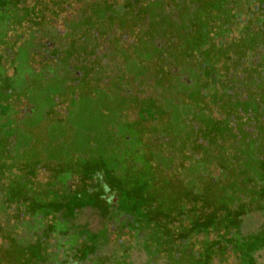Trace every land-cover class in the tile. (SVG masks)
<instances>
[{
	"label": "rangeland",
	"instance_id": "1",
	"mask_svg": "<svg viewBox=\"0 0 264 264\" xmlns=\"http://www.w3.org/2000/svg\"><path fill=\"white\" fill-rule=\"evenodd\" d=\"M256 2L243 21L230 10L232 31L214 34L221 4L241 5L160 0L171 30L155 44L187 38L185 60L174 64L187 69L179 77L191 84L189 99L161 60L141 62L153 72L143 79L130 73L143 32L157 31L143 20L158 15L140 0H0V22L24 4L48 20L59 12L49 20L54 48L34 54L52 72L36 104L35 87L16 81L29 40L13 27L0 35V264H32L35 249L44 261L43 249L67 234L75 237L64 244L67 264H264V47L251 48L263 43L264 21L249 30L256 19L246 18ZM125 12L137 15L130 28ZM204 43L220 48L211 79L189 69ZM117 128L135 144L124 147ZM193 163L203 169L183 175Z\"/></svg>",
	"mask_w": 264,
	"mask_h": 264
},
{
	"label": "trees",
	"instance_id": "2",
	"mask_svg": "<svg viewBox=\"0 0 264 264\" xmlns=\"http://www.w3.org/2000/svg\"><path fill=\"white\" fill-rule=\"evenodd\" d=\"M256 1L257 0H244L241 2L240 0H234L235 5H241V7H240V10H242L241 12L237 11L238 8L236 6H235L236 10H234V9H227L226 10V7H225L226 5L221 4V6H220L221 9H218V11H217V17L220 19L219 21L221 23L216 24L217 22H215V24L218 26V28H214L213 33L218 34V32H222V33L226 32V31L231 32L233 29V26L236 23H233L230 21L231 14L229 15V12L232 11V13H233L232 16H234V20H232V21H235V20L243 21V16L241 14H244L243 10L246 9V5L251 4V5L255 6V4L257 3ZM258 2H259V5L256 8L254 7V9H252V7H251L250 8L251 9V15L246 17L248 20H253V19L255 20L256 19L254 22H252V24H250L251 26H250L249 30L254 29V27L256 28L255 23H256V25H258L260 22L264 21V2L259 1V0H258ZM244 5H245V7H244ZM179 8H181V10H180L181 13H186V9H187L186 7H184V6L180 7L179 6ZM17 9L14 10V12L10 18H7L4 21L0 22V35H2L3 33L7 34L8 31L10 29H12V27H13V28L18 30V34H20V36H23L24 38L29 40L27 45H25L21 50L22 51L21 55L23 57V64L21 65V70L19 73L20 77L18 76L19 79H16V81L17 82L19 81V83L23 86L24 89H26L27 86H29L31 88L35 87L36 90L34 91V94H31V93L29 94V92H28V96L30 98H28V96H27V98L30 102H34L36 104V100H32L31 98L38 96V90L39 89L41 90L45 87V85L51 84V83L47 82L48 81L47 78L49 77V75L52 74V72L49 73L50 72L49 67L48 68L47 67L40 68L38 66L37 60H35L36 56L34 54H36L38 52L39 53L44 52L45 50H47V48L50 47V44H52L56 40V38H58L55 36V34H57L58 31L51 25V21L55 22L57 20L56 16L59 14V12L55 11L54 13H56V15H54V17H50L51 19L49 18V20H51V21H49L48 19H46V17L47 18L49 17L48 16L49 14L45 13L46 16L43 17L39 13L40 10L39 9L34 10V8L32 6L24 4L20 10H19V8H17ZM206 10L210 11L207 7H206ZM223 10H225V11H223ZM254 11L257 13H254ZM157 14H159V15H158V17H156V16L154 17V19L152 21V25H150L148 23L149 21L145 22V21H147V19L143 20V22L145 23V26L147 28L155 27V29H157V31H154V29L152 28L150 33H149V31L143 32V34L147 33V35H150V36H147L146 40L143 38L139 39V43H138L137 47H140L141 49L140 50L135 49L134 56L132 58V60L134 61L133 63L135 64V65L133 64L135 66V70L132 72L130 71V73H132L133 75H136L137 78L143 79L146 75L153 73V72H151V68H150V70L146 71L147 69H145V67H142L141 64L144 63L145 65H147L148 63H153L155 60H161V62L157 66V68L163 67L164 69L167 70V75L174 79L176 77H179V70L182 68L180 66L184 65V63L177 65V64H174V62L176 61V57L178 58V60H185V56L187 53L182 48L186 49V46H187L186 42L187 41L185 39H187V38H183V36H181V37L178 36L179 38H173L172 36H170L169 41H168V43H169L168 45L163 46V47L162 46L158 47V45L155 44V38H157L158 35H161V34L162 35L163 34H166V35L169 34L170 33L169 31L171 29L168 28L167 22H166V20H164L165 15L163 14L161 7L159 8L158 11L156 10V15ZM200 15L201 14L198 13L197 16L199 17ZM170 17H172V15ZM206 19H207V15L204 16V18H202L201 21H205ZM170 20L172 23L179 22L178 19L175 20V22L171 18H170ZM211 22H209V23H211ZM25 23L27 24V26H24ZM22 24H24V25H22ZM22 26H23V30L20 32ZM142 29H144V28H142ZM207 36L212 38L213 35L207 34ZM261 40L264 43V35H262V39H260V41ZM205 43H204V46L203 45H202V47L200 46L195 51L198 54L197 55L195 54L193 57L196 64L198 65V63H199V65L198 66L195 65L194 68L190 67L189 69L193 70L195 74L197 73L198 74L197 77L200 79L205 78V74H206L208 79H211V78L215 77V75H216L215 72H216L217 66L219 65V63H216L219 61V56L216 55L215 53L217 51H219L220 48H218V50L215 49L216 51H214L213 49L212 50L210 49L209 51H207L205 49V51H204V48L206 46ZM263 43L262 44L259 43L258 46H255V44L253 43V44H251V48L254 47V49L257 50V48H260V46L264 47ZM137 47H135V48H137ZM181 51L183 52V54L180 53V55L178 56V53ZM203 53H205V54H203ZM145 56H147V57H145ZM217 57H218V59H217ZM220 59H221V57H220ZM52 61L55 62V59H53ZM172 62H173V64H172ZM50 63H53V62H50ZM168 63H170V64H168ZM172 65H173V67H172ZM181 70L183 71V74H184V72L187 69L185 67V68H182ZM156 71L157 70H155L154 72L156 73ZM77 73H78V75H77L78 77L82 74L81 72H77ZM58 74H60V73H58ZM75 75H76V73H75ZM75 75L73 74V70H72L70 72V76L74 78ZM181 77H183L182 74L180 75L179 79L183 85L185 84L184 88H185V92L187 93V96H189V99H192V98L194 99L195 95H193L194 93L192 94V92L189 89L191 84L187 85V83H185ZM77 81H78V78H76L75 81H73V83H71V84H73L74 90H76V88L78 87L77 85H79V83L78 84L75 83ZM189 81H190V83H192L191 80H189ZM71 84L69 87L72 86ZM74 86H77V87H74ZM18 91H19L18 93L22 94L21 91L23 92V89L20 88V89H18ZM81 94H82V92H81ZM40 99H41V97H40ZM190 101L192 102L193 100H190ZM197 109L198 108L194 106V108H192V109L190 107H186L183 110H184L185 114H191V112H190L191 110H193L192 112H198ZM114 131L116 132V134L121 136L120 140H121V142H123L124 147H130L132 145V143H134V141H132L134 138L131 136L132 134L130 133L129 130L124 129V128H120V129L117 128V129H114ZM176 135L178 136V141H180V138L182 136H184V134H182V135L176 134ZM176 144H177V149H178L179 142ZM110 148L112 149V147H110ZM137 160L140 162H143L141 157H137ZM164 161H165L164 164H166V167H168L170 169L175 168L174 161H170L168 158H167V160L164 159ZM194 161H195V158H194L193 162ZM199 169L200 170L203 169V168H201L199 163H197V164L193 163V165H191L189 169H186L183 167V175H185V173L190 174V172H191L194 176L195 175L197 176ZM119 171H121V170H119ZM200 173H201V171H200ZM210 183H211V180H210ZM54 240H55V244L53 245V247L49 248L50 250H48V253H47V251H45L43 249L44 261H42L40 259H38L37 261L34 260V259H36L37 256H40V254H41V252H39L38 249L31 251L30 256L32 257V264H67L68 261H66V263L62 262L63 251L65 249H67L66 245L68 243H75V237H73L72 234H67L63 238L58 237V238H54ZM64 244H66V245H64ZM50 252H52V254Z\"/></svg>",
	"mask_w": 264,
	"mask_h": 264
},
{
	"label": "flooded vegetation",
	"instance_id": "3",
	"mask_svg": "<svg viewBox=\"0 0 264 264\" xmlns=\"http://www.w3.org/2000/svg\"><path fill=\"white\" fill-rule=\"evenodd\" d=\"M140 2H141L142 5H145V6L149 7L154 15H156V10L158 11L159 8L161 7L160 0H140ZM164 3H165V1H164ZM157 15H159V14H157ZM136 16L137 15H134L131 12L122 13V18H124L126 26H128L129 28L132 26V23L134 22L133 19ZM135 19L137 20V18H135ZM122 23H124V21H122ZM129 28L126 27V29H129ZM53 44H54V42L52 43V46L50 45V47L47 48V50H45L44 52H49L50 49H53L54 48ZM124 48L125 49L127 48L126 49L127 51H128V49L129 50L132 49L131 46L124 47ZM128 52H130V51H128Z\"/></svg>",
	"mask_w": 264,
	"mask_h": 264
}]
</instances>
